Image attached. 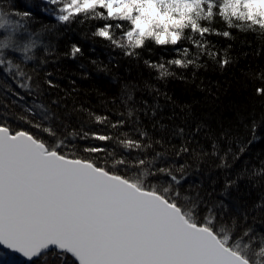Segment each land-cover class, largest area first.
I'll use <instances>...</instances> for the list:
<instances>
[{"label": "snow or ice", "instance_id": "1", "mask_svg": "<svg viewBox=\"0 0 264 264\" xmlns=\"http://www.w3.org/2000/svg\"><path fill=\"white\" fill-rule=\"evenodd\" d=\"M46 3L58 6L56 19L63 24L104 22L93 35L123 49L127 56H138L150 44L178 53L180 58L165 63L145 61L161 79L174 75L169 66L199 67L200 56L226 68L231 61L213 50L210 36L231 39L230 29L264 34V0ZM30 16L31 10L16 12L18 20L0 11V88L20 99L24 96L16 89L31 94L34 84L40 88L8 55L21 53L24 61L35 58L29 53L36 49L37 41L29 36L22 43L25 37L17 36L28 32L25 21ZM217 20L225 30L214 26ZM80 53L81 48L74 44L71 56ZM253 75L264 81V71ZM46 83L57 87L50 79ZM255 93L264 97V86L256 87ZM36 107L47 112L42 104ZM31 113L32 109H25L18 117L26 127L0 122V246L19 254L26 264H264V227H241L183 194L184 177L176 174L183 173V166L175 170L162 166L157 160L163 154L152 155L150 143L93 131L64 135L58 128L37 122L34 114L29 118ZM94 120L97 124L109 122L106 116H94ZM123 123L111 127L120 128ZM76 137L114 141L129 151L117 154L99 145L79 149L73 143ZM131 150L147 155L134 159ZM81 151L87 155L78 154ZM189 151L188 146H181L176 154ZM244 151L242 147L240 152Z\"/></svg>", "mask_w": 264, "mask_h": 264}, {"label": "trees", "instance_id": "2", "mask_svg": "<svg viewBox=\"0 0 264 264\" xmlns=\"http://www.w3.org/2000/svg\"><path fill=\"white\" fill-rule=\"evenodd\" d=\"M47 6L43 0H0V11L9 18L31 10L25 21L28 32L17 36L25 37L22 43L29 36L37 41L36 49L29 53L35 58L24 61L21 53L8 55L40 85L36 89L34 84L31 94L16 89L24 99L0 88V122L26 127L18 117L25 114V109H32L29 118L34 114L37 122L58 128L64 135L93 131L120 139L139 138L152 145V155L163 154L157 160L162 166L174 170L183 166V173L176 172L184 177L183 194L241 227H264V97L255 93L264 81L253 75L264 71V34L230 29L231 39L210 36L213 50L231 61L226 68L200 56L199 67L169 66L174 75L161 79L145 61L165 63L180 58L178 53L150 44L138 56H127L123 49L93 35L104 22L77 20L63 24L47 13ZM214 26L226 28L219 20ZM74 44L81 48L75 58L71 56ZM184 46L196 52L187 42ZM49 79L57 87H48ZM41 104L46 113L36 107ZM94 116H106L109 122L97 124ZM121 120L122 127H111ZM141 132L147 136L141 137ZM73 143L79 149L99 145L117 154L129 151L114 141L76 137ZM181 146H188L190 151L177 155ZM78 154L87 155L82 151ZM131 154L134 159L147 155L139 150H131ZM18 258L21 261H13L26 264Z\"/></svg>", "mask_w": 264, "mask_h": 264}, {"label": "rangeland", "instance_id": "3", "mask_svg": "<svg viewBox=\"0 0 264 264\" xmlns=\"http://www.w3.org/2000/svg\"><path fill=\"white\" fill-rule=\"evenodd\" d=\"M43 2L45 3L46 6L48 5L46 3V0H43ZM47 7H48L47 13L53 15V17L56 18V15L58 14L57 11L58 6L48 5ZM2 32L3 30H0V33ZM0 38L2 37L0 36ZM13 260L21 261L18 257L14 256L13 254L9 255L8 253H6V251L0 249V264H13Z\"/></svg>", "mask_w": 264, "mask_h": 264}, {"label": "water", "instance_id": "4", "mask_svg": "<svg viewBox=\"0 0 264 264\" xmlns=\"http://www.w3.org/2000/svg\"><path fill=\"white\" fill-rule=\"evenodd\" d=\"M0 249H1V250H6V251H9V252L13 253L11 250L6 249V248H4L3 246H0ZM13 254L16 255V256H18V257H20V258H22V259H24L23 257L19 256V254H16V253H13Z\"/></svg>", "mask_w": 264, "mask_h": 264}]
</instances>
